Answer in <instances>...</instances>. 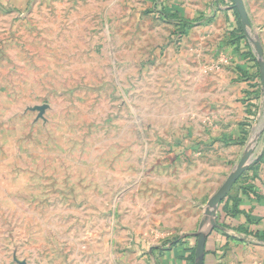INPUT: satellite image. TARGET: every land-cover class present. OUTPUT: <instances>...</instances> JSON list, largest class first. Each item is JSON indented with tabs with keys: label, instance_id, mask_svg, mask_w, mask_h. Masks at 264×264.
<instances>
[{
	"label": "rangeland",
	"instance_id": "1",
	"mask_svg": "<svg viewBox=\"0 0 264 264\" xmlns=\"http://www.w3.org/2000/svg\"><path fill=\"white\" fill-rule=\"evenodd\" d=\"M243 1L264 52V0ZM172 4L213 18L211 0H0V264L148 260L233 170L186 135L196 113L233 123L254 86L264 114L261 78L244 92L212 65L222 25L173 35L158 15Z\"/></svg>",
	"mask_w": 264,
	"mask_h": 264
},
{
	"label": "crops",
	"instance_id": "2",
	"mask_svg": "<svg viewBox=\"0 0 264 264\" xmlns=\"http://www.w3.org/2000/svg\"><path fill=\"white\" fill-rule=\"evenodd\" d=\"M226 1L211 0V10H213L214 14L207 27L222 25L218 31L220 42L217 47L213 48L215 54L212 55L213 61L211 63L217 67L218 71L230 64L232 66L229 68L231 70L230 73L233 74L236 81L241 83L240 85L244 88L242 91L247 92L249 88L245 83L250 81H246V75L252 77L254 75L255 81L259 68L255 71L252 68V62L245 56V52L250 49V46L252 47L247 39L246 41L240 40V42L234 43L231 39H228V33L237 28V23L235 19L234 21L228 19L230 17L228 15L229 6L225 3ZM250 23L252 24L251 20ZM196 27L199 29L203 25L199 24ZM220 30L222 33L219 34ZM196 32L198 31L193 30L189 38L195 41L196 49L202 51L206 41L200 34L198 37ZM245 88H247L246 91ZM256 89L257 87L254 86V92ZM257 102V99L256 101L254 100L256 108H249L248 104L247 106L239 105L241 111L239 108L240 112H237L236 116H234L233 123H230L229 119L225 120L219 116H208L202 112L201 114L196 113L192 128H189L190 132L188 130L186 135V138L191 142L189 147L186 148L187 152L198 156L203 155L202 149L203 146H206L207 150L210 151L211 160L216 158L218 161L227 164L231 160L229 158H234V160L236 159L234 167L238 164L244 152L250 147L249 145L254 142L253 163L232 187L227 197L220 203L216 218L217 227H210L209 219L204 215L206 206H202L203 208L201 207V210L196 212L194 228L173 236L172 239L180 238L179 241L181 242L154 246L150 249L148 260L137 259L134 254L137 253V250L128 252L125 257L126 260L124 259L125 262L121 264H148L149 261V264H193L188 249L193 246L195 241L192 238L185 240H182V238L194 235L201 229L208 232L204 264H254V255L258 254L264 247V240L254 237L255 232L264 230V158L260 167L255 165L259 157L264 153V149L261 151L256 150V144L262 132L264 137V114H262V107L259 108ZM250 115L254 116V119L252 118L254 125L248 119ZM226 148L233 150V153H225L224 149ZM182 153L183 151L177 152L180 155ZM176 161H179V159L177 158ZM223 182H221V185ZM233 211L235 212L232 213ZM254 219H260V221L257 223ZM245 229H247L248 234L244 233Z\"/></svg>",
	"mask_w": 264,
	"mask_h": 264
},
{
	"label": "water",
	"instance_id": "3",
	"mask_svg": "<svg viewBox=\"0 0 264 264\" xmlns=\"http://www.w3.org/2000/svg\"><path fill=\"white\" fill-rule=\"evenodd\" d=\"M233 4L235 9L237 10L240 17V24L243 30L246 39L254 48V53L256 54L257 64L259 68V74L262 83V90L264 93V52L260 43L253 38L251 35V23L248 18L244 1L243 0H233ZM42 110V109H41ZM253 154L254 148L253 146L248 148L238 164L234 167V169L229 173L226 177L225 181L218 188V190L208 199L204 215L209 219V224L211 228L217 227L216 218L217 211L220 203L227 197L232 187L239 180V178L243 175L245 171L249 168V166L253 163ZM202 227V225H201ZM195 235V250H194V264H204V256H205V245L208 237V232L204 229L198 231Z\"/></svg>",
	"mask_w": 264,
	"mask_h": 264
},
{
	"label": "trees",
	"instance_id": "4",
	"mask_svg": "<svg viewBox=\"0 0 264 264\" xmlns=\"http://www.w3.org/2000/svg\"><path fill=\"white\" fill-rule=\"evenodd\" d=\"M224 2V0H221ZM230 1L231 4V9L234 10V14L236 16V18H240L238 12L235 10L234 6H233V0H228ZM154 9H151L149 12L154 13L155 11H153ZM159 18L162 19L165 22H171L174 26V29L172 31L173 35H178L179 38H182L183 36L187 35L188 32L191 30L192 27H194L195 25L198 24H203V23H209L210 22V18L206 19L204 18L202 15H197L194 18H190L187 17L186 13L179 8V6L177 4H172L170 6V8H165L162 9L160 12H158ZM239 20V19H238ZM238 26L235 30L231 31L228 33V39H231V41L234 42H240V40H245L246 41V36L243 33V30L240 26V23L238 22ZM245 56L247 59H249L251 62L254 61V65H257L256 63V59L253 57V55L251 54V52L248 50L247 52H245ZM257 78L260 79V75L259 72L256 73ZM254 77V75H253ZM252 76L246 75V80L252 79ZM254 100L256 101L257 99V89L254 92ZM249 108H256V105H254V103L252 102L250 105H248ZM252 114V112H251ZM186 151L183 150L182 154H185ZM263 158H264V153L259 157L258 162H256V166L260 167L261 164H263ZM236 184V183H235ZM235 211H233L232 213H234ZM254 221H257V223L260 221V219H254ZM245 234H248L247 229L244 230ZM254 237L259 239V240H264V230H259L257 232H255ZM188 238H192L195 241V235H191V236H185L182 238V240L188 239ZM229 238V237H228ZM180 238H176V239H172L169 240L167 243H173L176 244L179 241ZM194 250H195V245H193L190 249H188V251H190V258L191 261L194 264ZM205 257V256H204Z\"/></svg>",
	"mask_w": 264,
	"mask_h": 264
},
{
	"label": "built area",
	"instance_id": "5",
	"mask_svg": "<svg viewBox=\"0 0 264 264\" xmlns=\"http://www.w3.org/2000/svg\"><path fill=\"white\" fill-rule=\"evenodd\" d=\"M193 245H195V242L193 243Z\"/></svg>",
	"mask_w": 264,
	"mask_h": 264
}]
</instances>
